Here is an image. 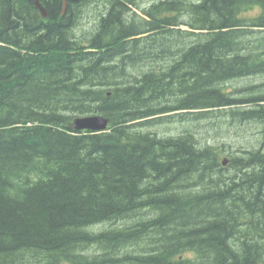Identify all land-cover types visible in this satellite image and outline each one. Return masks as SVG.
Segmentation results:
<instances>
[{"label":"trees","instance_id":"16d2710c","mask_svg":"<svg viewBox=\"0 0 264 264\" xmlns=\"http://www.w3.org/2000/svg\"><path fill=\"white\" fill-rule=\"evenodd\" d=\"M40 1L0 0V264H264V149L145 130L264 124L226 88L264 75V0Z\"/></svg>","mask_w":264,"mask_h":264},{"label":"rangeland","instance_id":"374dc122","mask_svg":"<svg viewBox=\"0 0 264 264\" xmlns=\"http://www.w3.org/2000/svg\"><path fill=\"white\" fill-rule=\"evenodd\" d=\"M143 1V0H142ZM143 7L152 4L151 0H146ZM141 2V0H140ZM99 6V5H98ZM83 7V6H82ZM94 5L92 6V12L94 11ZM91 10L86 6L84 8V13ZM137 13L140 12L136 9ZM254 10L248 12V15H253ZM87 14V13H86ZM247 15V16H248ZM90 19H84L83 27H88ZM88 24V25H87ZM187 29V26H183ZM82 32L81 30H78ZM249 87H255V92H264V75H251L246 77H240L238 79L229 81L227 83V90L232 92L236 97H245L250 93ZM219 114V113H218ZM230 115V114H229ZM190 127L201 145H214L218 150L222 151L221 158L224 157L230 159L232 155L242 156L245 155L246 150L252 148H263L264 149V124L261 122H254L250 120H239L232 119V117L224 115H212L211 117L204 118L201 120L188 119L183 121L180 117L171 121L166 120L165 122L159 123L154 126L146 127L145 130L158 131L161 135H178L185 127ZM233 167L225 169V172L233 171ZM120 224V223H118ZM117 224V225H118ZM111 223L104 222L97 224L96 229H101L104 227L111 226Z\"/></svg>","mask_w":264,"mask_h":264},{"label":"water","instance_id":"95a60500","mask_svg":"<svg viewBox=\"0 0 264 264\" xmlns=\"http://www.w3.org/2000/svg\"><path fill=\"white\" fill-rule=\"evenodd\" d=\"M64 9L67 6V0H63ZM36 3L43 15V17H48V10L46 6L40 1L36 0ZM110 120L108 117L100 114H87L78 116L74 121V127L77 130H92V131H105L109 127ZM224 164H227V159L223 160Z\"/></svg>","mask_w":264,"mask_h":264},{"label":"bare ground","instance_id":"6f19581e","mask_svg":"<svg viewBox=\"0 0 264 264\" xmlns=\"http://www.w3.org/2000/svg\"><path fill=\"white\" fill-rule=\"evenodd\" d=\"M75 128V127H74ZM77 130V129H76ZM90 131H92V130H90ZM95 132H98V131H95Z\"/></svg>","mask_w":264,"mask_h":264}]
</instances>
